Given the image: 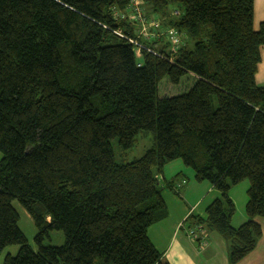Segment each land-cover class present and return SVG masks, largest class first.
<instances>
[{
    "label": "trees",
    "instance_id": "1",
    "mask_svg": "<svg viewBox=\"0 0 264 264\" xmlns=\"http://www.w3.org/2000/svg\"><path fill=\"white\" fill-rule=\"evenodd\" d=\"M128 2L0 0V253L18 247L2 264H168L147 230L167 216L159 177L177 159L220 193L195 230L220 236L228 264L262 235L264 85L254 76L264 21L253 29V0H142L147 18L182 35L174 49L127 40L135 25L111 9ZM186 75V93L158 97L162 79ZM139 133L152 147L117 164L111 140L126 153ZM243 180L246 220L235 228L228 194ZM13 201L37 230L35 250ZM52 231L61 246L42 244Z\"/></svg>",
    "mask_w": 264,
    "mask_h": 264
},
{
    "label": "crops",
    "instance_id": "2",
    "mask_svg": "<svg viewBox=\"0 0 264 264\" xmlns=\"http://www.w3.org/2000/svg\"><path fill=\"white\" fill-rule=\"evenodd\" d=\"M263 21L264 0H253V29L257 30ZM260 57L254 81L256 85L263 86L264 47L260 48ZM178 169V173H174L170 179L164 173L159 177L167 216L148 228V239L168 264H228L226 247L220 236L214 232L195 230V221L197 218H205V210L212 201L219 198L218 192L209 184L189 182L187 176L190 172L184 168ZM171 180L177 194L165 186ZM182 181L184 183L181 184ZM234 217L231 219L232 227L237 226L233 225ZM245 220L240 217L236 224L240 226ZM255 221L260 225L262 235L253 251L236 264H264V220L257 217ZM190 232L197 233V237L192 239Z\"/></svg>",
    "mask_w": 264,
    "mask_h": 264
},
{
    "label": "rangeland",
    "instance_id": "3",
    "mask_svg": "<svg viewBox=\"0 0 264 264\" xmlns=\"http://www.w3.org/2000/svg\"><path fill=\"white\" fill-rule=\"evenodd\" d=\"M148 15H149L148 18H155L161 22L158 16L155 15V17H152L151 14H148ZM182 40H183V37H182ZM133 52H134L135 59L139 61L140 54L136 47L133 49ZM193 83H194V78L190 75H186L182 77L180 83L177 85L169 84L167 78H164L158 84V97H172V96H177V95L186 93L191 88ZM110 144L114 152L115 162L117 164H125L128 162H131L134 159L141 157L147 149L151 148L153 144V137L151 133H139L136 136V142L134 146L132 147V149L128 150L126 153H123L120 151V149L118 148L116 139L111 140ZM0 159H1V154H0ZM178 167L184 168L185 170L190 172L188 176L186 173L184 174L188 177L189 182H194L195 184H208L207 182L197 183L194 180L193 171L190 168L185 167V165L182 163L180 159L174 160L171 163H168L164 166L163 173L166 176V178L170 179V177L173 176L174 173H178L177 172L179 171ZM248 186H249L248 180H243L240 183L232 186L229 190L228 195L229 197H231V199H233L232 201L235 206V217L233 219L234 220L233 223L235 224L233 225H237V226H234V227L239 226V224H236V220H238L240 217L244 219L246 218L245 213H244V206L246 202V190L248 189ZM215 192H218V191L215 190ZM219 196L220 195L218 192V197ZM12 206L18 215L19 230L26 238L28 245L33 250H35L36 244L34 241V237L37 233V230L31 218L26 214V212L18 204L17 201H13ZM192 234L195 235L197 233L193 232ZM63 241H64V237L61 232L52 231V232H49L48 236L43 239L42 244L46 246L47 245L61 246L63 244ZM17 250H18V247L14 245L4 248L0 253V264H2V261L6 255L15 256L17 253Z\"/></svg>",
    "mask_w": 264,
    "mask_h": 264
},
{
    "label": "built area",
    "instance_id": "4",
    "mask_svg": "<svg viewBox=\"0 0 264 264\" xmlns=\"http://www.w3.org/2000/svg\"><path fill=\"white\" fill-rule=\"evenodd\" d=\"M173 16H177L178 12L172 13ZM111 16L114 22L135 25L136 27V39H127L130 43L136 42L137 46H143L141 42L151 43L152 41H165L169 42L171 48H177L181 41V34L174 28L162 27L161 22L155 18H147L144 11L142 0H129L128 4L123 10H119L115 7L111 9ZM118 36L125 38L123 32L118 29L115 31ZM152 52V50H149ZM184 183V181L182 182ZM190 232L192 239H195L197 235H193Z\"/></svg>",
    "mask_w": 264,
    "mask_h": 264
}]
</instances>
